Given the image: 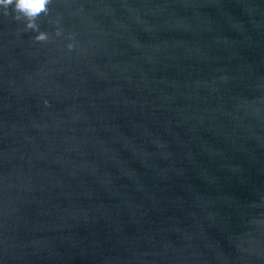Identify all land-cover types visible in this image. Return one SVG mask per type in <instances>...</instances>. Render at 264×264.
Segmentation results:
<instances>
[{
    "label": "water",
    "instance_id": "water-1",
    "mask_svg": "<svg viewBox=\"0 0 264 264\" xmlns=\"http://www.w3.org/2000/svg\"><path fill=\"white\" fill-rule=\"evenodd\" d=\"M8 11L0 264H264V0Z\"/></svg>",
    "mask_w": 264,
    "mask_h": 264
},
{
    "label": "clouds",
    "instance_id": "clouds-1",
    "mask_svg": "<svg viewBox=\"0 0 264 264\" xmlns=\"http://www.w3.org/2000/svg\"><path fill=\"white\" fill-rule=\"evenodd\" d=\"M52 0H0V8L3 9V14H9V6H12L14 13V19L17 21L23 20L25 22V30H31L37 34L34 36L36 42H47L49 40V34L45 31H41L37 23L41 15H48L49 5ZM56 35H60V31L57 30ZM69 39H73L70 35ZM73 43H68L67 48L72 50ZM44 104L47 106L48 101L45 100Z\"/></svg>",
    "mask_w": 264,
    "mask_h": 264
}]
</instances>
